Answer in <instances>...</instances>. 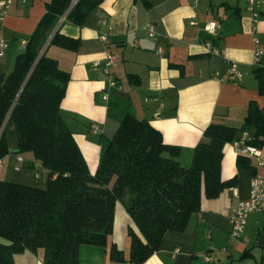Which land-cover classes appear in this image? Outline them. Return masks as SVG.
<instances>
[{
    "label": "crops",
    "instance_id": "0c3cea01",
    "mask_svg": "<svg viewBox=\"0 0 264 264\" xmlns=\"http://www.w3.org/2000/svg\"><path fill=\"white\" fill-rule=\"evenodd\" d=\"M50 1L13 0L0 19V42L7 41L3 51L0 47L1 72L14 67ZM256 9L260 14L255 23L247 0H104L82 25L61 15L60 31L80 43L77 48L50 43L46 51L70 75L61 113L90 171L96 170L104 143L114 136L126 113L148 119L167 143L179 145V159L186 166L191 165L194 147L205 139L212 121L238 127L240 135L250 105L264 110L255 72L260 67L264 71V53L261 62L255 60L257 47L264 52V0H257ZM209 20L217 23L215 33L205 28ZM150 23L156 39L149 35ZM108 25L113 32L107 44L100 34ZM107 51L116 56L111 70L119 86H111L103 66L95 65ZM232 62L242 72L240 78L229 73ZM16 153L9 155L12 163ZM31 153H26V159L23 156L24 163L27 160L37 170ZM239 154L231 141L225 144L222 174L236 176V183L216 197L203 195L201 208L191 214L186 227L167 231L141 264H264V210L249 214L241 237L231 235L230 216L239 201L249 196L251 176L257 170L253 156L239 164ZM2 163L4 170V157ZM130 227L141 235L126 207L117 201L111 243L81 245L80 264L133 263ZM114 245L121 250L120 258L112 256ZM14 264H47L45 249L17 252Z\"/></svg>",
    "mask_w": 264,
    "mask_h": 264
},
{
    "label": "trees",
    "instance_id": "16d2710c",
    "mask_svg": "<svg viewBox=\"0 0 264 264\" xmlns=\"http://www.w3.org/2000/svg\"><path fill=\"white\" fill-rule=\"evenodd\" d=\"M71 1L51 0L13 70L0 71V158L10 151L5 124L13 122L18 152L33 151L49 168L46 187L0 178V264H14L17 252L39 247L45 249L47 264H80L81 245H107L119 200L140 229L141 235L132 227L129 232L130 260L141 264L167 231L186 227L203 195L216 197L236 183V176L223 177L222 163L225 144L239 136L238 127L212 121L186 166L179 145L167 143L160 129L132 113L124 115L96 170L90 171L61 113L70 75L45 48L79 45V38L55 30ZM103 1L78 0L66 17L85 24ZM255 72L264 94V71ZM241 128L254 129L252 143L264 146V110L257 104L250 105ZM247 156L239 154V164ZM112 256L121 257L115 245Z\"/></svg>",
    "mask_w": 264,
    "mask_h": 264
},
{
    "label": "built area",
    "instance_id": "2783aa9c",
    "mask_svg": "<svg viewBox=\"0 0 264 264\" xmlns=\"http://www.w3.org/2000/svg\"><path fill=\"white\" fill-rule=\"evenodd\" d=\"M77 2L78 0L71 1L69 8L65 12L64 16H66L68 11ZM247 2H248V8L252 13V19L255 23L258 20V16L260 14V11L256 9L257 0H247ZM12 3L13 0H0V19H3L5 17ZM100 22L106 23V19H101ZM192 22L196 23V21H192ZM205 28L208 30L209 33H215V31L217 30V23L214 20H209L206 23ZM148 31L151 37L155 39L157 38V32L152 23L148 25ZM112 32H113V27L111 25H108L107 29L101 32L100 39L108 44ZM6 45H7V41L2 40L0 42V47L2 51ZM161 50L162 47L158 45L156 47V51L159 53ZM263 53L264 52L262 48L260 47L256 48L255 60L257 62H261ZM115 60H116L115 54L111 51H107L102 59H97L95 61V65L103 66L105 78L107 79V81L111 86H119L118 81L111 70V65L115 62ZM229 73L236 74L239 78L242 76V72L238 69L236 62L231 63L229 67ZM103 97L108 98V95L104 94ZM159 112H160V107L158 108L156 114H158ZM97 128H98L97 125H95L94 130L96 131ZM252 139H253L252 133L248 129H244L237 138L231 141L234 149L238 153L253 156L257 161V170L251 176V187H250L249 196L239 201L238 205L233 209V212L230 216L231 235L233 237L242 236L248 221L249 214L252 211L264 210V153L260 146L252 143ZM23 165H24L23 155L20 154V152L16 153L14 159V165H13L14 168L16 170H21ZM2 167H3L2 158H0V171L2 170ZM35 176L37 178L41 177L40 170L37 169L35 171ZM206 259L209 261L213 260V258L210 255H206ZM130 264H136V263H130Z\"/></svg>",
    "mask_w": 264,
    "mask_h": 264
},
{
    "label": "rangeland",
    "instance_id": "374dc122",
    "mask_svg": "<svg viewBox=\"0 0 264 264\" xmlns=\"http://www.w3.org/2000/svg\"><path fill=\"white\" fill-rule=\"evenodd\" d=\"M48 45L49 44H47L45 48H47ZM12 70H13V68L11 69V71ZM11 71H8V72H11ZM5 125H6L5 126V135L7 138V142H8L10 151L4 156L5 168H4V170L0 171V178L10 180V181H13L16 183H24V184L35 186V187H46L47 186V179H48L47 174L49 173V168L45 167L42 164V161L36 157V155L34 154L33 151H32L33 153H31V155L34 158V162H36L38 164L36 166L37 169H39L41 171L42 176L40 178L35 177L34 172L36 169L34 170L33 167H29L27 160H25V163H24L21 170H16L14 168V166H13L14 161L12 163L9 155L14 151L19 150L17 131H16V127H15L13 122H9ZM94 138H95V140L100 142L98 136H94ZM107 145H108V142L106 141L104 143V147H103L104 150L107 147ZM29 151L30 150H23V151H20V153H22L23 156L25 157L26 153ZM25 159H26V157H25ZM99 159H100V156L98 158L97 166L99 164ZM112 183H113V181L111 182V184ZM119 202L125 206V203L123 201L119 200ZM111 236H112V233H110L109 237H108L109 243H111V241H112Z\"/></svg>",
    "mask_w": 264,
    "mask_h": 264
},
{
    "label": "water",
    "instance_id": "95a60500",
    "mask_svg": "<svg viewBox=\"0 0 264 264\" xmlns=\"http://www.w3.org/2000/svg\"><path fill=\"white\" fill-rule=\"evenodd\" d=\"M58 26H59V24L56 25L55 30L58 28ZM55 30H54V31H55Z\"/></svg>",
    "mask_w": 264,
    "mask_h": 264
}]
</instances>
